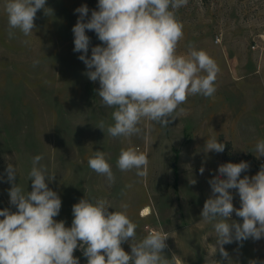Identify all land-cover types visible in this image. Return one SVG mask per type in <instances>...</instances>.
Segmentation results:
<instances>
[{
    "label": "rangeland",
    "instance_id": "374dc122",
    "mask_svg": "<svg viewBox=\"0 0 264 264\" xmlns=\"http://www.w3.org/2000/svg\"><path fill=\"white\" fill-rule=\"evenodd\" d=\"M6 2L0 0V210L16 211L9 203L7 165L17 169L16 183L31 191L32 158L42 155L40 164L55 175L49 188L62 200L55 219L65 221L66 227H71L72 207L80 199L103 197L113 207L109 211L129 205L138 240L151 231L167 232L164 255L170 259L175 254L174 264H212L213 258L228 264L215 253L214 230L201 218L211 196L208 181L218 175L224 152L206 153L204 146L215 136L218 142H231L239 155H253L241 178L254 176L264 165V157L257 158L255 152L256 142L264 139V0H189L178 10L184 25L178 52L185 53L192 42L214 58L220 68L217 91L212 98L190 96L181 105L183 114L168 127L143 120L141 134L130 138H112L95 127L100 120L112 123L113 109L102 105L99 82L84 74L81 53L73 51L72 28L79 16L75 9L86 4L90 18L98 0H46L52 11L37 12L33 35L24 37L16 30L11 39ZM86 35L90 57L91 48L101 42L94 31ZM25 39L30 43H22ZM36 60L40 63L34 66ZM129 146L147 153L146 179L135 170L117 168L120 150ZM94 151L106 153L114 184L88 167ZM128 184L132 187L125 188ZM230 191L239 208L238 192ZM146 207L150 213L143 215ZM231 219L242 223L235 213ZM122 247L131 252L130 243ZM224 248L232 264L264 262V238L234 241ZM74 256L87 264L79 248Z\"/></svg>",
    "mask_w": 264,
    "mask_h": 264
},
{
    "label": "clouds",
    "instance_id": "9594fccd",
    "mask_svg": "<svg viewBox=\"0 0 264 264\" xmlns=\"http://www.w3.org/2000/svg\"><path fill=\"white\" fill-rule=\"evenodd\" d=\"M188 3L189 0H98V10H92L90 18L86 4L75 9L79 16L72 28L73 51L81 53L78 59L86 66L84 74L92 82H99L97 95L102 105L113 109L112 123L100 120L95 126L106 130L110 137L140 135L143 120L168 127L183 114L181 105L190 96L214 97L220 72L215 59L192 42L186 45L185 53L178 52L184 25L177 12ZM46 9L52 11L46 7V0H7L4 11L8 37L14 38L16 30L31 37L37 12L43 10L46 14ZM86 31H94L101 42L91 48L90 57ZM39 63L34 61V66ZM204 149L206 153H223L225 144L213 136L207 138ZM255 152L257 158L264 157V139L256 142ZM42 159V155L32 158L28 173L31 191L16 183L17 169L7 165L9 203L16 211L0 210V264H79L74 256L78 248L87 264H174L175 254L170 259L164 255L170 235L155 230L138 240V225L129 216L127 203H122L120 210L109 211L113 207L107 199L85 196L72 207L71 227H66L63 220L57 221L62 200L49 188L55 175L40 164ZM87 163L110 185L115 183L105 152L94 151ZM148 165L147 153L134 146L122 148L116 161L121 172L135 170L142 179L148 176ZM249 168L246 161L221 164L218 175L208 181L211 196L201 212L202 220L214 230L215 253L218 250L228 264L232 261L224 245L264 238V165L254 176L241 178ZM203 171L201 168V174ZM230 190L238 192L239 208L234 207ZM233 213L242 218V223L231 219ZM124 243H130V253L122 247ZM212 264L220 261L213 258Z\"/></svg>",
    "mask_w": 264,
    "mask_h": 264
},
{
    "label": "trees",
    "instance_id": "16d2710c",
    "mask_svg": "<svg viewBox=\"0 0 264 264\" xmlns=\"http://www.w3.org/2000/svg\"><path fill=\"white\" fill-rule=\"evenodd\" d=\"M225 150L222 155V164L232 162V163H239L241 161H246L248 163L251 162L253 159V155L246 154V155H239L234 151L232 148V143L229 141H225Z\"/></svg>",
    "mask_w": 264,
    "mask_h": 264
},
{
    "label": "bare ground",
    "instance_id": "6f19581e",
    "mask_svg": "<svg viewBox=\"0 0 264 264\" xmlns=\"http://www.w3.org/2000/svg\"><path fill=\"white\" fill-rule=\"evenodd\" d=\"M143 215H148L150 213V208L149 207H146L144 210H143Z\"/></svg>",
    "mask_w": 264,
    "mask_h": 264
},
{
    "label": "water",
    "instance_id": "95a60500",
    "mask_svg": "<svg viewBox=\"0 0 264 264\" xmlns=\"http://www.w3.org/2000/svg\"><path fill=\"white\" fill-rule=\"evenodd\" d=\"M81 250V249H80ZM82 251V250H81ZM83 252V251H82ZM79 264H82V261H79Z\"/></svg>",
    "mask_w": 264,
    "mask_h": 264
}]
</instances>
